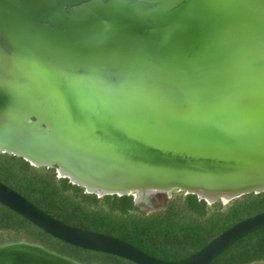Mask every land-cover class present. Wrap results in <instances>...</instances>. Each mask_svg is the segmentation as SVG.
Wrapping results in <instances>:
<instances>
[{
  "label": "water",
  "instance_id": "obj_1",
  "mask_svg": "<svg viewBox=\"0 0 264 264\" xmlns=\"http://www.w3.org/2000/svg\"><path fill=\"white\" fill-rule=\"evenodd\" d=\"M0 151L146 212L175 189L208 204L263 192L264 0H0ZM0 204L135 264H209L264 228L254 214L171 262L2 182ZM0 264L82 263L20 240L0 245Z\"/></svg>",
  "mask_w": 264,
  "mask_h": 264
},
{
  "label": "trees",
  "instance_id": "obj_2",
  "mask_svg": "<svg viewBox=\"0 0 264 264\" xmlns=\"http://www.w3.org/2000/svg\"><path fill=\"white\" fill-rule=\"evenodd\" d=\"M0 182L61 222L68 224L64 221L68 219L84 223L96 232L127 241L156 259L171 262L197 251L234 223L264 212L263 191L241 195L226 204L217 200L210 205L195 194L188 193L179 201L169 199L160 210L142 213L134 204L132 195L97 197L94 193L84 192L83 187L72 184L66 177H58L54 167H35L21 157L1 151ZM2 229H15L18 236L0 240V245L20 240L40 242L41 246L54 253L82 264H94L77 260L56 248L55 242L45 239V235L53 236L0 204ZM258 260H264V228L239 238L209 264H246Z\"/></svg>",
  "mask_w": 264,
  "mask_h": 264
},
{
  "label": "rangeland",
  "instance_id": "obj_3",
  "mask_svg": "<svg viewBox=\"0 0 264 264\" xmlns=\"http://www.w3.org/2000/svg\"><path fill=\"white\" fill-rule=\"evenodd\" d=\"M56 175H57V173H56ZM181 192L182 191H178L176 189L175 190L168 191L166 193V195H165V202L163 204H161V206H159V207L164 208L169 199H173L174 201L175 200L176 201H179L181 199V197H184L185 196V193L184 192L181 193ZM229 201H227L225 203H222V204H226ZM213 203H210V204H213ZM2 209L3 210H6L4 208H2ZM139 211L140 212H145V211H142V210H139ZM64 221H66L70 225H75L77 227H81V228H84V229H87V230H93V228H91L89 225H84V223L70 222L68 219H65ZM17 234L18 233L16 232L15 229H2V230H0V240H3V239L10 240L11 237L18 236ZM45 239L48 242H51V243L55 242V245H56L55 247L56 248H58L60 250H63L69 256H71V257H73V258H75L77 260H80L82 262L94 263V264H132V263L128 262V260L126 261L123 258H118L117 256L114 257L111 254L102 253V252H96V251H91V250H87V249H83V248H78V247H74V246L73 247H70L68 245L66 246L64 244H61V243L56 242V240L54 238H50L47 235H45ZM37 243L43 245L40 242H37Z\"/></svg>",
  "mask_w": 264,
  "mask_h": 264
},
{
  "label": "bare ground",
  "instance_id": "obj_4",
  "mask_svg": "<svg viewBox=\"0 0 264 264\" xmlns=\"http://www.w3.org/2000/svg\"><path fill=\"white\" fill-rule=\"evenodd\" d=\"M59 174H60V175H63L61 171H59ZM150 192H151V191H150ZM150 192H149V193H150ZM136 196H137L136 198H137V200H138V202H139V201H140L139 195H136ZM223 200H224L225 202H227V199L223 198ZM252 264H264V262H257V263H252Z\"/></svg>",
  "mask_w": 264,
  "mask_h": 264
},
{
  "label": "flooded vegetation",
  "instance_id": "obj_5",
  "mask_svg": "<svg viewBox=\"0 0 264 264\" xmlns=\"http://www.w3.org/2000/svg\"><path fill=\"white\" fill-rule=\"evenodd\" d=\"M138 208V207H137ZM139 209V208H138ZM160 209H162V207H157L156 209H154V210H152V211H148V212H142V213H151V212H153V211H156V210H160ZM140 210V209H139Z\"/></svg>",
  "mask_w": 264,
  "mask_h": 264
}]
</instances>
